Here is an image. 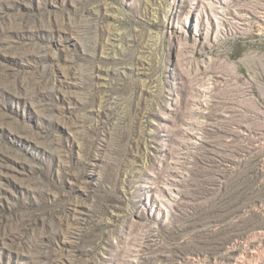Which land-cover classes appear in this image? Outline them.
Here are the masks:
<instances>
[{
  "label": "rangeland",
  "instance_id": "374dc122",
  "mask_svg": "<svg viewBox=\"0 0 264 264\" xmlns=\"http://www.w3.org/2000/svg\"><path fill=\"white\" fill-rule=\"evenodd\" d=\"M0 264H264V0H0Z\"/></svg>",
  "mask_w": 264,
  "mask_h": 264
}]
</instances>
